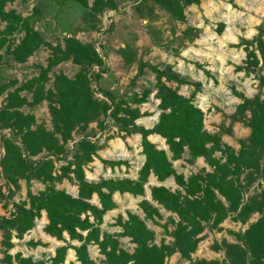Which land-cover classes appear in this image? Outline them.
<instances>
[{"label":"trees","instance_id":"16d2710c","mask_svg":"<svg viewBox=\"0 0 264 264\" xmlns=\"http://www.w3.org/2000/svg\"><path fill=\"white\" fill-rule=\"evenodd\" d=\"M14 1L0 0V52L4 50L0 54V70L1 64L5 67L10 63L24 64L44 45L40 32L31 27L28 18H22L13 11H5L6 5ZM71 1L85 9L83 22L88 26L87 31L95 30L97 15L116 9L113 0H92L91 7L88 6V0ZM150 1L178 20L183 19L182 10L175 12L178 5L182 9L199 3V0ZM2 25L4 27L1 29ZM18 32L23 33V37L13 47L10 41ZM263 34L264 31L260 29L257 37L251 41L241 40L238 45L244 47L246 61L243 67H236V70L244 71L247 75L255 74L259 91L247 99L232 89L241 104L229 117L231 126L242 123L249 129L248 137L239 143L237 154L222 147L219 134L211 135L205 131L204 114L192 100L199 85L181 79L171 72L170 66L162 71L147 63L138 65L137 78L147 69L154 75L156 82L155 97L159 101L158 110L161 113L151 129L135 124L140 118L138 112L128 117L123 115L120 105L107 89L99 86L97 90L102 99L95 97L92 84H98L106 71L103 60L92 45L83 44L75 38H66L63 49H53L47 66H39V75L30 81L16 86L15 80L0 79V98L3 97L0 131L10 132L9 135L0 136L4 151L0 159V174L6 186V191L0 190V203H7L15 197L19 181H25L26 184L25 200L11 204L13 212L9 217L0 216V232L3 235L1 246L5 248L1 251L0 264H63L68 249L75 251L76 260L80 264H96L87 254V247L91 245L97 246L99 254L104 258L100 264H165L174 254H179L189 264H264V100L261 93L264 88V75L261 74L264 73ZM66 61L78 66V72L72 79L62 74L54 75L51 88L46 90L48 74ZM259 62L262 64L258 68ZM94 67L100 70L92 73ZM162 80L175 83L177 89L166 87ZM183 85L195 88L188 99L177 93ZM147 95L144 94L136 103H143ZM43 102L48 105L51 131L37 124L31 113ZM24 109L30 112L24 113ZM108 119L118 134L141 136V154L145 160L134 181L125 179L88 183L85 180L84 168L97 157L98 151L105 148V145L94 140L97 131L88 129V125L97 122V130L101 132L107 128ZM75 131L82 133L77 141L72 137ZM150 135H157L165 141L170 157L147 141ZM69 142L72 143L70 147ZM185 151L188 164L203 158L213 171L209 174H193L184 180L183 175L176 174L172 162L182 159ZM216 153L221 154L224 163L214 157ZM55 164L60 165L59 175H54L57 170ZM102 164L110 168L126 165L109 161H102ZM150 174L159 182L173 176L180 189L174 192L164 187L151 189L152 200L177 218L176 222L169 220L174 227L172 231L163 226L172 242L153 245V233L143 221L131 214H127L124 222L121 217L115 221V226L122 229L121 233L113 236L103 234L100 238L102 218L106 212L115 208L112 195L116 192L143 195ZM64 179L75 182L76 198L55 189V183H61ZM257 179L260 182L259 192L243 199L247 189ZM32 182L43 184L44 191L34 195L31 192ZM93 195L97 196L100 209L90 204ZM218 197H222L225 203ZM140 209L145 219L154 223L153 217L158 216L157 210L146 202L141 203ZM41 212H45L48 222L43 232L57 241L65 242L66 246L58 248L54 257L47 261H33L19 253L14 257L9 255L8 251L14 247L11 240H22L33 229ZM231 214L241 224H245L254 214H258L259 218L243 233L233 234L236 244L225 241L213 244L212 250L223 254L222 261H192L191 255L196 251L203 231L218 229ZM64 233L70 241H77L81 245L73 247L64 241ZM120 238H128L135 245L131 254L119 248ZM27 246L35 248L37 245L29 242Z\"/></svg>","mask_w":264,"mask_h":264},{"label":"rangeland","instance_id":"374dc122","mask_svg":"<svg viewBox=\"0 0 264 264\" xmlns=\"http://www.w3.org/2000/svg\"><path fill=\"white\" fill-rule=\"evenodd\" d=\"M113 2L116 4V9L106 11L100 16L97 15L95 30L88 31L86 30L88 29L87 24L83 22L85 9L71 0H15L13 3L7 4L6 12L13 11L22 18L29 19L31 27L40 32L44 45L24 64L10 63L8 67L1 64L0 79L15 80L16 86L30 81L39 75L40 72L37 69L39 66L43 68L47 66L53 49L56 47L63 49L66 38H75L83 44L92 45L103 60L106 71L102 74L98 84L95 82L92 84L95 97L102 99L97 90L99 86L107 89L120 105L121 111H123L121 113L128 117L130 114L138 112L140 119L136 120L135 124L146 128L143 121H152L149 127L155 125L161 112L158 110V101L155 97L154 75L144 69L137 78L138 65L147 63L162 71L170 66L171 72L181 79L199 85L192 100L204 114L205 131L211 135L219 134L222 147L229 148L237 154L240 149L239 143L248 137L249 129L242 123H234L231 126L229 117L241 104V100L233 95L232 89L247 99L252 98L259 91L255 74L247 75L244 71L236 70V67H243L246 61L244 47L238 45L241 40L251 41L257 37L260 29L264 31V0H199L198 4L184 6L182 9L181 5H178L175 12L182 10L183 19L181 20L150 0H113ZM88 4L91 7L92 0H88ZM3 27L4 25L1 26V29ZM227 30H230L235 41H226ZM12 37L10 44L14 47L22 39L23 33L18 32ZM262 40L264 41V34ZM190 51L193 52V55ZM3 52L4 50L0 54ZM261 64L259 62L258 68ZM78 69L79 67L71 61L60 63L48 74L49 82L45 84L46 90L51 88L54 75L62 74L72 79ZM98 70L100 69L94 67L91 71L96 73ZM261 74L264 75V73ZM162 83L172 90L177 89L175 83H167L163 80ZM194 89L192 86L183 85L179 87L177 93L188 99ZM146 93L148 95L144 102L137 104L136 100L141 99ZM261 93L264 100V88ZM2 101L3 97L0 98V107ZM23 112L29 113L30 111L24 109ZM31 113L37 124L43 125L48 131L52 130L46 102H43ZM111 124L112 121L108 119L106 121L107 128L101 132L97 130V122L88 125V129L97 131L94 140H97L100 145H105L104 149L97 152V157H94L92 162L84 168L85 180L88 183L107 180H135L142 167L140 136L118 134L116 128H113ZM9 134L8 130L0 131V136ZM72 137L74 141H77L82 137V133L75 131ZM135 141H138V144L133 148L132 142ZM115 142L122 144L125 152L129 154L128 158H123L122 152H117L115 159L108 158L106 153H112L111 143ZM71 145L72 143L69 142L68 147ZM2 150L0 144V152ZM214 157L224 163L220 153H216ZM186 160L187 156L172 163L176 172L178 171L177 175L180 173L184 175V180L193 174H209L213 171L203 161L204 159H199L193 164H188ZM102 161L122 162L126 165L110 168L103 165ZM59 166V164H55L57 170L54 175H59ZM70 176L72 178V175ZM151 179L150 177L141 196L129 194L113 196L117 203L116 209H114L116 211L113 212L117 213L112 214L114 217L109 222L103 223L101 227L103 234L113 236L119 233L120 229L114 227L115 221L121 217L124 222L127 220V214H131L140 218L147 229L153 233V245L160 246L162 243H170L171 238L166 235L163 226H166L168 231H172L174 227L169 221L172 216L157 209L158 216H154L156 222L154 225L145 219L140 210L141 203H149L147 191L151 192V189L157 185ZM2 182L4 181L1 180L0 175V190L3 192V187L6 191V186ZM174 182L175 178L171 177L163 185L169 190L172 186L176 189ZM240 182L242 185L244 184L242 177ZM259 183L258 179L253 181L243 195V199L259 192ZM54 186L56 190H63L72 196L77 191L75 182L67 179L61 183H55ZM44 189L43 184L32 182L31 192L33 194H38ZM25 198V181H19V190L16 191L15 197L7 203H0V214L7 215L11 204H17ZM220 201L225 203L224 199ZM258 218L259 215L254 214L245 224H241L235 221L234 214H231L219 225L218 229L212 231L205 229L200 235L201 241L196 251L191 255V260L222 261L223 254L213 251V244H220L223 241L228 244H236L237 241L233 234L243 233ZM173 219L175 222L177 221L175 217ZM41 223L43 225L40 232L43 231L45 223L41 216L40 219L35 220L33 229L27 232L22 240L13 238L11 243L14 247L8 251V254L14 257L19 253L24 258H32L33 261H47L53 258L55 249H58L56 245L59 242L54 239L51 241L42 232V236L34 234L37 226ZM2 240L3 235L0 232V259H2L1 251L5 250L1 246ZM29 242L35 243L37 246L29 248L27 246ZM118 243L121 250L130 254L133 252L134 246L128 239L120 238ZM89 253H91V260L93 259L92 261L96 264H100L104 260L94 247L89 248ZM165 264H189V262L175 255Z\"/></svg>","mask_w":264,"mask_h":264},{"label":"crops","instance_id":"0c3cea01","mask_svg":"<svg viewBox=\"0 0 264 264\" xmlns=\"http://www.w3.org/2000/svg\"><path fill=\"white\" fill-rule=\"evenodd\" d=\"M158 101V100H157ZM158 104H159V101H158ZM123 112V111H122ZM138 119H140V118H138ZM137 119V120H138ZM157 121H158V119H157ZM157 121L155 122V123H157ZM203 122H204V120H203ZM139 126V125H138ZM154 125H152V126H150L149 128H144V129H151L152 127H153ZM140 127V126H139ZM140 136V135H139ZM151 136H157V135H150V136H148L147 137V141L150 143V144H152V145H154L155 146V148L156 149H158V150H162V151H165L166 153H167V155H168V157H170V154H169V152H168V148H167V146L165 145V141L161 138V137H159V136H157L159 139H162V141H163V145H164V147H161V146H159V145H155L154 143H152L151 142V140H150V137ZM140 138H141V136H140ZM149 138V139H148ZM142 150V149H141ZM185 156H187V158H188V154H187V152L185 151V153L183 154V157H182V159H184V157ZM142 157H143V163H144V160H145V158H144V156L142 155ZM182 159H180V160H182ZM199 159H203V158H199ZM199 159H197L196 160V162L199 160ZM179 161V160H178ZM204 161V160H203ZM175 162H177V161H175ZM173 163V162H172ZM143 165V164H142ZM172 167H173V165H172ZM173 169L175 170V168L173 167ZM175 172H176V170H175ZM178 172V171H177ZM176 172V174H178ZM195 173V172H194ZM179 175H183V174H179ZM138 177V176H137ZM150 177L152 178L151 180H153L157 185H156V187L155 188H159V187H164V185H163V183L165 182V181H167V180H165L164 182H159V181H157V179L152 175V174H150V176L148 177V179H147V183H148V181H149V179H150ZM171 177H173V176H171ZM170 177V178H171ZM183 177H184V175H183ZM137 179V178H136ZM135 179V180H136ZM134 181V180H133ZM147 183H146V185H147ZM175 183V186H176V189H175V187H173L172 186V188H171V192H174V191H176V190H180L179 188H178V186L176 185V182H174ZM3 186V185H2ZM145 187V186H144ZM165 188V187H164ZM5 188L3 187V192L5 191L4 190ZM167 189V188H166ZM169 190V189H168ZM143 192H144V189H143ZM67 193V192H66ZM68 194V193H67ZM115 194H119V195H124V194H120V193H118V192H116V193H114L113 195H112V201H113V203L115 204V208L114 209H116V205H117V203L114 201V199H113V196L115 195ZM125 194H128V193H125ZM34 195H36V194H34ZM68 195H70V194H68ZM129 195H131V194H129ZM72 198H76L77 197V191H76V194L74 195V196H72V195H70ZM132 196V195H131ZM147 201L149 202L148 204H149V206H151V208L152 209H161V210H163L164 212H166V213H168L169 215H171L172 216V219H173V217H175L176 218V216H174V215H172L171 213H169V212H167V211H165L163 208H161L156 202H154L153 200H152V198H151V192H148L147 191ZM218 199H220V200H222L223 198L222 197H218ZM225 201V200H224ZM223 203V202H222ZM90 204L91 205H94V206H96L97 208H99L100 209V205H99V203H98V199H97V196L96 195H93V198L91 199V201H90ZM0 207H1V204H0ZM111 210V211H108V212H106L105 214H104V216H103V218H102V224H101V226H100V238L102 237V235H103V233L101 232V227H102V225H103V223L105 222H109V220H111V218H113L114 217V215H112V214H115V213H117V212H113V211H116V210ZM141 210V209H140ZM142 211V210H141ZM143 213V212H142ZM143 215H144V213H143ZM41 216H42V218L44 219V223H45V226H46V224L48 223L47 222V219H46V215H45V212H41V215H40V218H41ZM144 217H145V215H144ZM40 218H38V219H40ZM140 219V218H139ZM177 219V218H176ZM141 220V219H140ZM174 220V219H173ZM142 221V220H141ZM148 221H150L152 224H156V222L154 221V217H153V221H154V223L151 221V220H148ZM44 226V227H45ZM114 227H117V228H119L120 229V232L119 233H121L122 232V229L120 228V227H118V226H114ZM147 228V227H146ZM31 231V230H30ZM30 231H28V232H30ZM45 236H47L49 239H51V241H53V239H54V241H56V242H59V244L57 243V245H56V247H58V248H60V247H64V246H66V243L65 242H63V241H57L55 238H52V237H50V236H48V235H46L43 231H41ZM32 233V232H31ZM118 234V233H117ZM63 239H64V241H66V242H68L70 245H72L73 247H79L80 245H81V243H79V242H77V241H70L69 240V238H68V236H67V234L66 233H64L63 234ZM126 239H128V238H126ZM129 241H130V239H128ZM172 242V239H171V241H170V243ZM169 244V243H168ZM133 245V244H132ZM134 246V248H135V245H133ZM29 247V246H28ZM96 248L97 249V251H98V254H99V250H98V248H97V246H94V245H91V246H88L87 247V254H88V257H89V259L91 260V253H89V248ZM30 248V247H29ZM55 251H56V249H55ZM55 251H54V255H55ZM69 254V255H68ZM72 255V258L71 259H69V257ZM100 255V254H99ZM175 255H178L179 257H180V255L179 254H174L173 256H175ZM101 256V255H100ZM172 256V257H173ZM101 257H103V256H101ZM181 258V257H180ZM93 260V259H92ZM91 260V261H92ZM94 262V261H93ZM64 263L65 264H80L79 262H77V260H76V253H75V251L74 250H72V249H68L67 250V252H66V255H65V259H64ZM63 263V264H64ZM95 263V262H94Z\"/></svg>","mask_w":264,"mask_h":264},{"label":"bare ground","instance_id":"6f19581e","mask_svg":"<svg viewBox=\"0 0 264 264\" xmlns=\"http://www.w3.org/2000/svg\"><path fill=\"white\" fill-rule=\"evenodd\" d=\"M230 30H227V32L225 33V36H226V41H235V38H233V36L230 34V32H229ZM187 53V52H186ZM190 53H191V55H193V52L192 51H190ZM204 58H206V57H204ZM209 58V57H208ZM156 118V117H155ZM152 121H143V124L146 126V127H149V125H150V123H151ZM149 139V138H148ZM150 140H151V142L152 143H154L155 145H159V146H161V147H163L164 145H163V141H162V139H159L157 136H151L150 137ZM137 144H138V141H135V142H132V147L133 148H135L136 146H137ZM111 149H112V153H106V155L108 156V158H110V159H115L116 158V156H115V154L117 153V152H122V154H123V158H128V155L129 154H127L126 152H125V150L123 149V146H122V144L120 143V142H115V143H111ZM109 154V155H108ZM104 155H105V153H104ZM122 156V155H121ZM42 223L41 224H39L38 226H37V228H36V230L34 231V234L35 235H41L42 236V233L40 232V230H41V228H42ZM44 237V236H43ZM46 240H49L48 238H45ZM72 258V255L69 257V259H71Z\"/></svg>","mask_w":264,"mask_h":264},{"label":"built area","instance_id":"2783aa9c","mask_svg":"<svg viewBox=\"0 0 264 264\" xmlns=\"http://www.w3.org/2000/svg\"><path fill=\"white\" fill-rule=\"evenodd\" d=\"M3 155H4V151L2 150L1 152H0V159L3 157ZM1 175V174H0ZM1 180H2V178H1ZM3 181V180H2ZM2 184L4 185V182H2ZM0 186H1V184H0ZM13 212V208H12V205H10V207H9V209H8V211H7V215H4V214H0V216H3V217H9L10 215H11V213Z\"/></svg>","mask_w":264,"mask_h":264}]
</instances>
